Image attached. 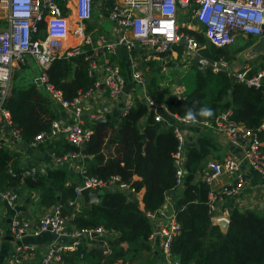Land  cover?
Instances as JSON below:
<instances>
[{"label": "built area", "instance_id": "1", "mask_svg": "<svg viewBox=\"0 0 264 264\" xmlns=\"http://www.w3.org/2000/svg\"><path fill=\"white\" fill-rule=\"evenodd\" d=\"M70 3L71 0H0V5L7 9L6 24L0 29V124L20 135L12 129V117L5 107V101L15 71L22 66H28L33 59L40 70L35 77L37 85L45 89L57 104L65 109H71L74 113V122L66 123L64 120L55 119L49 130L36 135L32 144L36 145L44 140L51 143L63 134L72 145L79 148L66 155L80 161V171L83 175V180L75 187L76 198L69 201V205L76 209L78 199L82 198V191L85 189L91 192L111 189L125 193L134 192V189L129 184L121 182L119 176L104 180L87 173L83 161L85 154L81 149L82 144L94 134V130L85 128L81 123L80 117L84 113L83 102L102 84L112 99H118L124 92L126 81L121 68L109 58L101 59L94 51H86V46L91 45L93 41L92 36H84L83 42L79 45L66 47L65 42L72 33L71 23L65 14V8H69ZM98 6L100 13L121 29L117 41L105 44L104 48L108 53L116 55L117 49L124 47L129 55H132L133 79L142 86L147 84L143 63L160 53L169 52L175 45L185 46L186 53L193 61H197L201 70L211 69L215 73L230 70V64L224 56L208 57L202 52L206 46L201 44L196 36L180 30L179 15L182 11L192 12L191 18L196 20V23L193 25L191 23L188 27L198 30L210 44L218 48L226 49L235 44L239 35L250 37L264 35V0H75L78 17L76 35L78 31L86 29V22L93 18L95 7L98 9ZM41 23H44L45 27L43 33L40 30ZM183 39L186 40L185 43H182ZM79 54H84L88 62V74L95 77L96 81L93 88L80 93L73 101H67L63 98L62 92L49 82L47 70L56 58ZM234 75L237 81H244L249 86L261 90L264 96V66L253 70L250 65H244L243 70ZM153 105L162 106L158 103ZM231 115V110L220 114L210 127L213 125L223 141L241 148L250 164L264 175V146L261 139V133L264 132V117L259 126L250 127L234 122L230 118ZM178 117L183 123L190 124L196 121ZM155 119L163 121L160 114H157ZM207 124L209 123H203L206 126ZM176 137L178 147L174 153V164L176 183L180 188L185 185L187 175L185 167L187 137L182 130L177 131ZM2 146L3 142L0 140V148ZM33 172L34 168L24 169L23 175L31 176ZM200 172V181L210 186L220 178L227 179L218 190H210L207 205L213 221L219 223L225 220L229 223L234 209L225 203L243 195L246 185V175L241 170L240 161L233 155H224L218 161L207 163ZM0 193L10 206L17 205L19 199L17 192L7 190ZM72 215L64 214L63 205L60 203L52 213L45 215L37 223H30L22 217H14L11 231L15 238V246L5 264H28L32 260H35L36 264H67L66 253L78 251L83 243H90L95 234L108 236L102 227L78 229L70 226ZM148 215L154 218L157 213ZM180 232L181 227L176 216L169 217L160 224L159 235L163 255L160 264L179 263L172 253V243ZM43 233H54L59 237V241L54 246H49L43 253L38 252L35 244L22 242L25 236L38 237ZM92 244L93 247H101L107 256L113 253L105 241Z\"/></svg>", "mask_w": 264, "mask_h": 264}, {"label": "trees", "instance_id": "2", "mask_svg": "<svg viewBox=\"0 0 264 264\" xmlns=\"http://www.w3.org/2000/svg\"><path fill=\"white\" fill-rule=\"evenodd\" d=\"M44 29V23H41L42 33ZM180 30L196 36L201 44L207 43L205 36L195 29L184 27ZM177 48L179 53H183L182 45ZM85 49L90 52L91 46ZM202 52L212 58L229 54L228 50L210 43ZM28 69V66H22L16 75L27 73ZM47 76L67 101H73L80 93L93 88L96 81L95 77L88 74V62L84 54L56 58L47 70ZM32 78L24 82L16 77L5 101V107L11 113L12 129L20 134L25 144H31L37 134L49 130L52 121L61 115L46 90ZM192 83V88L186 94L178 96L166 87L161 88L153 78L151 86L147 87L148 96L155 103H166L174 113L186 117L191 115L200 121L214 122L221 112L231 108L232 118L236 121L250 127H257L261 123L264 117L261 90L249 87L244 81L233 83L226 71L214 73L211 69H198ZM202 109L211 110L212 115L202 116ZM147 112L148 107L138 101L124 111L117 127L109 120L90 123L94 134L87 141V148L81 149L86 155L84 163L89 175L104 180L119 176L121 182L134 189L133 196L109 189L100 193L98 203L74 211L69 201L76 198L75 185L65 184L64 171L56 170L48 174V178L52 179L51 187H45V179L23 177L21 181L18 154L4 146L0 148V191L14 187L20 192L18 188L24 184L29 188H43V196L47 199L58 189L62 191L59 203L63 205L64 214H73V227H102L108 233H119L114 238H92L97 243L105 241L113 250L112 255L104 256L106 259L99 264H118L119 259L123 258L125 262L139 255L149 249L147 241L153 231L148 214L157 213L168 192L179 188L173 162L178 147L177 139L172 130L161 129V122L155 120L154 111L141 128L139 122ZM261 139L264 140V132L261 133ZM60 143H64L66 152L79 150L68 141L61 140ZM217 148L218 143L213 137L203 135L198 145L189 152L185 178L189 184L182 187L174 205L181 232L172 243V253L178 264H264V211L254 209L242 212L234 209L224 232L219 224L212 221L208 212V186L202 181H194L195 175L204 168V159ZM55 152L59 156V152ZM142 190L143 199L139 202L137 193ZM83 244L76 252L79 258L85 259L89 253ZM95 247L96 255L103 257V249Z\"/></svg>", "mask_w": 264, "mask_h": 264}, {"label": "crops", "instance_id": "3", "mask_svg": "<svg viewBox=\"0 0 264 264\" xmlns=\"http://www.w3.org/2000/svg\"><path fill=\"white\" fill-rule=\"evenodd\" d=\"M65 14L67 15L71 23V28H73L74 26L77 27L78 17L75 10V0H71L70 7L65 8ZM95 14L90 21L86 22L85 24L86 29L78 31V34L76 36L70 35L67 38L65 42L66 47H70L76 44L79 45L83 42L84 36L93 35L92 36L93 41L91 42V45H87V46H91V51H94L101 59L107 57L114 64L118 65L121 68V73L125 78L126 86L124 88L123 94L118 99L115 100L108 95V90L103 84L98 89H95L91 94V96L88 97L83 102L84 113L80 117V120L81 123L84 125V127L90 128L89 124L90 123L94 124L98 118H105L106 119L105 121L109 120L115 127H117L124 111L128 107L132 105H136L138 101H140L141 103L145 104L148 107V112L141 118L139 122L140 127L143 128L145 126L148 116L151 114L152 111L155 112V116L157 114H160L163 119V121H159L161 122L162 130H172L176 139H177L176 137L177 131L182 130L183 133L186 135L187 141L185 142V148L187 151V157L189 155L190 150L198 145V141L200 137H202L203 135H210L211 137L214 138V140L218 143V148L215 150V152H213L204 159L203 161L204 167L207 165V163L211 161H218L222 159L224 155L235 156L240 161L241 170L246 175V185L243 190V195L238 196L236 199L228 200L226 201L225 204L229 205L231 209H235V208L247 209V210L261 209L264 211V175H262L259 170H256L250 164V162L245 157L244 151L241 148L235 147L229 144L228 142L223 141L221 136L217 133L216 129L213 128V125L212 127H210L211 126L210 124L212 122L200 121L196 118H192L191 120L195 119L196 121L190 124L183 123L178 116L180 117H186V116H181L178 113L172 112L167 107L166 103H158V104H162V106L159 105L158 107L154 106V109L151 108L150 104L153 105L155 104V102H153L148 96V91H149L147 89L148 83H150L149 85L151 86L152 79L158 76L159 70H156L158 67H161L163 71H166V66L168 65L167 63L172 62L173 60H177L180 57L179 50L177 48V46L180 45H175L174 48H172L169 52L160 53L155 57H153L150 61L143 63V70L145 71L146 74L147 84L145 86H142L138 84L133 79L132 76V65H131L132 55H129V52L122 46L117 49L116 55H112L108 53V51H106V49L104 48L105 44L113 43L117 41V38L121 33V29L117 28L114 22H112L113 23L112 26L109 24L110 23V21H108L109 18L103 15V13H100L99 6L98 9L95 10ZM6 17H7V9L2 5H0V29H2L5 26ZM105 24H109L108 29L104 27ZM88 32L91 33L92 35L89 34ZM260 37L261 36H258L254 39V37H250L247 35H239L237 37V42L238 40H240L241 42L239 43L238 46L236 45V50L239 52L238 54H242L245 57V59H247V57L252 56L254 53H258L256 52V45L260 43V41L262 40V37L261 38ZM208 43L209 42L207 41V43L204 45L207 46ZM226 50H228V52L231 51L229 47L226 48ZM183 53H186L184 46H183ZM263 54L264 52L262 53V55L255 54V56L258 57H254L250 59V61L255 59L256 62L258 63L257 67L251 66L253 67V69H258L259 67H262V64H264ZM224 57L228 61V58L226 56ZM232 57L234 58L235 56L231 54L230 58ZM233 61H235L234 62L235 65L230 64L229 65L230 70L226 71V73L230 76L231 81H232V76L234 75L231 73L235 72L238 69L237 67H235L236 60L234 59ZM191 62L194 65H197L195 60L194 61L191 60ZM256 62L251 61V63L254 64H256ZM32 70H35L37 72V67H34ZM15 75H16V71H15ZM235 82H237V80ZM13 85L14 83L11 86L12 88ZM159 86L161 88H165V86H163L162 84ZM177 95L182 96L181 94H177ZM48 96L50 97L49 94ZM230 96H232V91H230ZM144 98H147L150 101L149 105H147L144 101H142V99ZM50 99L52 100L51 97ZM52 103L54 107L61 112L60 117L57 119L64 120L66 123L74 122L75 117L71 109L63 108L59 103L57 104L54 100H52ZM155 107L157 109H155ZM228 110L232 111V115L230 117L231 120H233L236 123H242L246 125L245 123L236 121L235 119L232 118L233 110L231 108L221 112L220 114ZM186 118L188 119V117ZM204 122H208L209 124H207V126L203 125ZM0 140L3 142V146L9 149L10 152L18 154L17 160H18V167L20 168V171H18V175H21L20 176L22 178L21 181H23L24 179L23 177H32L33 179H45L47 183L45 184V187H51L50 184L52 182V179L48 178V174L56 170L64 171L66 178V183H65L66 185L73 184L76 187V185L79 184L81 180H83V175L81 174L80 171V161L76 159L68 158L66 156L67 153L73 152L74 150L66 152V150L64 151L65 149L64 143H60L61 140L68 141L63 134H60L58 139L55 140L57 142L53 141L51 143H48L47 141L44 140L38 142L36 145H33L32 143L25 144L24 140L20 135H17L10 128H6L2 124H0ZM262 141L264 146V140ZM55 151H57V153L59 152V156L56 154ZM62 152L63 153L66 152V153L63 154ZM187 157L185 162L186 169H187ZM59 158L61 159L59 160ZM91 158H93V156H91ZM85 159H86V155H85ZM85 159L83 161H85ZM33 168L35 169V172H33L31 176L23 175L24 169H33ZM200 174L201 172L199 171L195 175L194 178L195 182L200 181ZM13 175H15V173H13ZM225 181H227L226 178H220L217 181H215L212 184V186L206 184L209 189L208 198H209L210 190L211 189L218 190L219 187L222 185V183H224ZM182 187L178 188V190L174 192L172 191L168 192L164 204L159 208L160 211L159 210H158L159 212L157 211V215L154 218L152 217L150 218L148 215L153 228L152 234L147 241L149 244V249L140 252L139 255L130 257L125 262L123 258L119 259L117 261L118 264H122L123 262H124L123 264H160L163 255L160 244L161 236L158 234L159 226L169 217L175 216V208H174L175 200L179 197ZM18 189L19 191L20 190L21 191L20 192L16 191L17 189H15L14 187L12 188L9 187L5 189V191L12 190L18 193L19 199L15 207L10 206L6 201V199H4L2 194L0 193L1 195L0 196V264H5L7 258L14 250L15 238L11 231L12 219L18 216L28 220L30 223H37L42 217L52 213L57 204H60L59 198L62 191L58 189H55L56 192L51 193L49 198L47 199L44 198L43 196L44 195L43 188H29L28 186L23 184L22 186H19ZM107 190L109 189H102L100 191L95 192L99 194L98 202L100 201V193ZM127 194H129V196H133L134 192H130ZM143 194H144L143 190L137 193V198L139 202L142 201ZM83 208L86 207L84 206V200L82 197L78 199V205L76 206V209L74 208V211H79L82 210ZM72 219H73V215L69 221L70 226L73 225ZM213 222L217 223L215 221ZM227 228L228 227L226 228L223 226L221 227L222 231L224 232L227 230ZM118 234H119L118 232L117 233L110 232L107 234L108 236L106 237L114 238ZM96 236L99 235L96 234L95 236L93 235V237L95 238ZM58 241H59V237L57 234L54 233L53 234L43 233L38 237L25 236L22 239V242L35 244L37 246L38 252L40 251L41 253H43L49 246H54ZM91 242L96 243L91 240L90 243L83 244L89 253L85 259H82L83 257L79 258V254L77 252H73V253L69 252L65 254L66 263L67 264H99L101 262H104V260L106 259L105 257L107 255H105L103 251L102 253L103 257L97 256L96 252L94 251L96 250V247H93V244ZM124 245L125 247H127V243H125ZM28 264H36V261L32 260L31 262H28Z\"/></svg>", "mask_w": 264, "mask_h": 264}, {"label": "rangeland", "instance_id": "4", "mask_svg": "<svg viewBox=\"0 0 264 264\" xmlns=\"http://www.w3.org/2000/svg\"><path fill=\"white\" fill-rule=\"evenodd\" d=\"M96 9H97V7H95V10ZM191 15H192V12H189V13H184L183 11L180 12L179 22H180L181 28H184V27L189 28L188 26H190L191 23H192V25L194 24V19L191 18ZM95 17H96V14H95ZM108 21H110L109 24L112 26L113 25L112 21L111 20H108ZM109 24H105L104 27L106 29H108ZM75 31H76V27L74 26L72 28L71 35L76 36ZM89 34H91V33H89ZM253 37L255 39L258 36H253ZM240 42L241 41L238 40V42L236 41L235 44L231 45L229 47L231 49V51L229 52L230 54H228V56H226L228 58V63L231 65H235V63H234L235 61H233V60L234 59L236 60V66L235 67L238 68L237 69L238 71H235L231 74H236L237 72H241L243 66L246 64L250 65V66H255V67H257V65H258V63L256 62L255 59H253L251 61H255L256 64L251 63V61H250V59H252L254 57H258V56H249V57H247V59H245V57L242 54H238L239 52L236 50V45L238 46ZM184 49L186 52L185 46H184ZM179 54H180V57L177 60H173L172 62L167 63L168 65L166 66V71H163L161 69V67H158L156 69L159 71H158V76L155 78V82L158 85L162 84L163 86L167 87L174 94L184 95L192 88L193 76H194L195 72L197 71L198 67H197V65H194L191 62L192 58L190 55H188L186 53H179ZM231 54L233 56H235L234 58L232 57L233 59L230 58ZM28 67H29V69L27 70V73L23 72L19 75H15V73H14L13 79H12V84L16 82L15 81L16 77L19 81L27 82V81L33 80L32 77H35V76H37V74L40 73L39 67L37 66L36 62L33 59L30 60V64L28 65ZM34 67H37V72L35 70H32ZM252 69H253V67H252ZM149 84L150 83H148V87L150 86ZM244 211H246V210H244ZM219 226L222 227L221 225H219ZM128 261H130V260H128Z\"/></svg>", "mask_w": 264, "mask_h": 264}, {"label": "water", "instance_id": "5", "mask_svg": "<svg viewBox=\"0 0 264 264\" xmlns=\"http://www.w3.org/2000/svg\"><path fill=\"white\" fill-rule=\"evenodd\" d=\"M261 37H262V40L260 41V43H258L256 45V52H258V53H254L252 56H255V54H257V55L258 54H262L264 52V36H261ZM185 42H186V40L183 39L182 40V43H185ZM195 62L197 63V61H195ZM232 81L233 82L236 81L235 75L232 76ZM142 101H144L147 105L150 104V101L147 98L142 99ZM150 105H151V108L154 109V105H152V104H150ZM105 120H106L105 118H98L95 121V123L102 122V121H105ZM82 147L83 148H86L87 147V142H85L84 144H82ZM185 184L187 185V184H189V182L187 181ZM82 197H83V200H84V206L85 207H90L92 205V203H97L98 200H99V194L98 193H95V192H91L89 189H85V190L82 191ZM219 225H221V226H223V227L226 228V227H228L229 223L226 222L225 220H222V221L219 222Z\"/></svg>", "mask_w": 264, "mask_h": 264}, {"label": "clouds", "instance_id": "6", "mask_svg": "<svg viewBox=\"0 0 264 264\" xmlns=\"http://www.w3.org/2000/svg\"><path fill=\"white\" fill-rule=\"evenodd\" d=\"M19 70V69H18ZM38 76V75H37ZM202 116H205V117H208V116H211L212 115V112H211V110H209V109H202L201 110V113H200ZM188 119L189 120H191L192 119V117H191V115H189L188 116ZM187 182V181H186ZM185 182V183H186ZM150 217V216H149ZM151 218V217H150ZM219 224V223H218ZM158 234H159V232H158ZM174 241V240H173Z\"/></svg>", "mask_w": 264, "mask_h": 264}, {"label": "flooded vegetation", "instance_id": "7", "mask_svg": "<svg viewBox=\"0 0 264 264\" xmlns=\"http://www.w3.org/2000/svg\"><path fill=\"white\" fill-rule=\"evenodd\" d=\"M262 55V54H261Z\"/></svg>", "mask_w": 264, "mask_h": 264}]
</instances>
